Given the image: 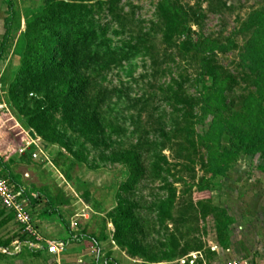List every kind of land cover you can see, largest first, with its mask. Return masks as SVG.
<instances>
[{"label": "rangeland", "instance_id": "374dc122", "mask_svg": "<svg viewBox=\"0 0 264 264\" xmlns=\"http://www.w3.org/2000/svg\"><path fill=\"white\" fill-rule=\"evenodd\" d=\"M45 1L0 0V46L5 21L13 19L0 59V177L19 186L33 229L10 222L1 244L16 254L5 256L38 257L41 264H264V152L229 159L218 154L231 146L226 135L219 145L206 139L215 114L204 110L200 95L211 83L201 82L192 52L183 56L184 37L175 36L173 48L164 44L159 0L72 1L96 33L93 49L116 53L107 66L80 67L89 83L84 114L96 126L72 125L60 106L52 108L67 83L12 100L23 59L19 42ZM174 1L198 17L199 24L190 23L194 43L215 48L205 58L225 72L223 117L255 127L264 116L262 84L244 54L264 0ZM38 109L49 121V139L35 128L44 121L32 123ZM132 153L142 169L136 180L123 162ZM212 158L228 162L223 176L212 177ZM201 184L210 187L200 192ZM206 204L224 210L228 226L205 216Z\"/></svg>", "mask_w": 264, "mask_h": 264}, {"label": "trees", "instance_id": "16d2710c", "mask_svg": "<svg viewBox=\"0 0 264 264\" xmlns=\"http://www.w3.org/2000/svg\"><path fill=\"white\" fill-rule=\"evenodd\" d=\"M72 1L46 0L42 9L43 12L40 15L33 16L32 20L28 22L25 35L19 42V46L23 51L22 66L17 79L11 85L10 93L12 100L19 103L22 98L28 96L31 88L40 90L43 85L54 81L60 84L67 83L68 91L60 97L58 102L51 103L52 108L57 111L60 106L64 118L70 124L91 129L92 126L96 125L92 123L87 114H84V108L90 100L87 91L89 83L86 78H82L79 72L80 67L86 61H103L104 64H101L107 66L111 62L109 60L115 58L116 53L108 48L105 53H100L98 45H96V50L93 49L92 45L96 39V33L90 31V22L82 19L84 15L82 14L83 7ZM9 10L13 12V4H10ZM158 11L160 20L165 26L164 44L167 45L168 49L173 48L176 45L174 37H184L186 41L179 48L183 56L192 52L194 58L200 60L199 78L201 82L204 84L211 83L210 88H208L210 90L209 94L200 95L205 104L204 110L215 114V119L205 134L206 139L219 145L220 138L226 135L231 146L218 151V154L229 159L235 158L241 153L256 155L264 152V116L260 118L257 116V123L252 125L255 127H249L248 130H245V127L236 125V118L229 117V115L223 117L222 112L226 109V106L223 105L224 97L219 89V83L226 78L224 76L225 72L219 71L216 66L211 65V60L205 58L207 50L213 51L215 48L209 50L204 47L203 49L202 44L194 43L191 38L190 23L199 24L198 17L193 12L191 14L193 9H185L177 1L159 0ZM199 16L202 18V13ZM253 19H256L257 23L253 25L255 29L244 57L249 61L251 72L259 71L256 76L257 81H261L262 84L259 90V96L262 100L259 101H264V10L255 14ZM12 20L11 16L10 19L5 21L6 33L0 46V59L3 57L13 28ZM39 111L38 109V112L32 118V123L39 120L44 121L42 126H34L40 131V134L44 135L45 139H49L48 133L44 132H47L48 127H50L49 121H47V116ZM183 131V129H178L176 133H182ZM91 132H93V129ZM209 149L212 152L211 147ZM123 160L124 164L129 167L132 180H136L139 174H142L138 156L134 153L127 154V157ZM210 164L212 177L216 175L223 176L228 166V162H222L218 165L215 158L211 159ZM6 179L9 182H14L8 175ZM67 179L69 180L68 176ZM16 187L19 188L18 185ZM209 187L208 184L206 186L201 184L200 192L209 189ZM202 200L198 199V204H203ZM168 206V203H164L162 208L164 213ZM203 208L204 211L208 210L204 212L205 216L211 214L217 217L218 220H227L226 226H228L230 219L224 210L209 206V204L203 205Z\"/></svg>", "mask_w": 264, "mask_h": 264}, {"label": "built area", "instance_id": "2783aa9c", "mask_svg": "<svg viewBox=\"0 0 264 264\" xmlns=\"http://www.w3.org/2000/svg\"><path fill=\"white\" fill-rule=\"evenodd\" d=\"M25 150H20V154H24ZM9 180L0 177V202L4 210L15 216V219L25 226V230L32 234L33 229L31 227L32 218L30 213L26 210L25 201L22 200V192L16 191ZM24 202V203H23ZM194 258H196L194 256ZM232 264H248L245 263H232Z\"/></svg>", "mask_w": 264, "mask_h": 264}, {"label": "crops", "instance_id": "0c3cea01", "mask_svg": "<svg viewBox=\"0 0 264 264\" xmlns=\"http://www.w3.org/2000/svg\"><path fill=\"white\" fill-rule=\"evenodd\" d=\"M0 215H1L0 216V264H41L42 262L38 257L28 261H23L18 256H15L16 257L15 259L8 257V256H14L13 254L16 253H13V251H9V249H7V247L2 245L1 242L3 240L2 237L5 232V228H7V225H9L10 222L15 221V216L13 214H9L6 210L3 209V207H0ZM22 242L23 241H20L19 244H21Z\"/></svg>", "mask_w": 264, "mask_h": 264}]
</instances>
